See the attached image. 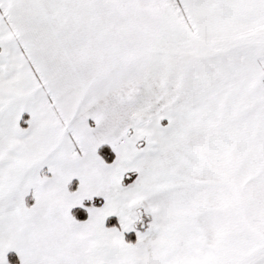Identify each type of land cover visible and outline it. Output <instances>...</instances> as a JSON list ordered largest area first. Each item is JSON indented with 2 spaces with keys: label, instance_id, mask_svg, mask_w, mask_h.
<instances>
[{
  "label": "snow or ice",
  "instance_id": "obj_1",
  "mask_svg": "<svg viewBox=\"0 0 264 264\" xmlns=\"http://www.w3.org/2000/svg\"><path fill=\"white\" fill-rule=\"evenodd\" d=\"M0 264H264V0H0Z\"/></svg>",
  "mask_w": 264,
  "mask_h": 264
}]
</instances>
